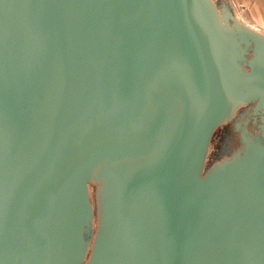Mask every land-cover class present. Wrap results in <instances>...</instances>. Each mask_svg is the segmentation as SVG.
I'll return each mask as SVG.
<instances>
[{"label":"water","instance_id":"1","mask_svg":"<svg viewBox=\"0 0 264 264\" xmlns=\"http://www.w3.org/2000/svg\"><path fill=\"white\" fill-rule=\"evenodd\" d=\"M0 264H264V35L212 0H0Z\"/></svg>","mask_w":264,"mask_h":264},{"label":"crops","instance_id":"2","mask_svg":"<svg viewBox=\"0 0 264 264\" xmlns=\"http://www.w3.org/2000/svg\"><path fill=\"white\" fill-rule=\"evenodd\" d=\"M234 17L264 35V0H223Z\"/></svg>","mask_w":264,"mask_h":264},{"label":"rangeland","instance_id":"3","mask_svg":"<svg viewBox=\"0 0 264 264\" xmlns=\"http://www.w3.org/2000/svg\"><path fill=\"white\" fill-rule=\"evenodd\" d=\"M216 6L218 5H222L223 0H212ZM227 125V124H226ZM230 126V125H229ZM229 126H222L220 128H218L214 135L212 136L211 142H210V146L208 149V155L206 158V166H210L212 165V163L210 162L211 156L212 154H214V152L216 151L215 149L217 147H219L220 150V159L224 158L226 152L230 153L235 147V145H237L235 143V141L232 140V137H229L228 135H226V129L229 128ZM236 149V148H235ZM94 193H95V187L90 185L89 186V196H90V205L91 207H93V209L96 208L95 206V198H94ZM92 231L94 232L95 226H96V218H93L92 221Z\"/></svg>","mask_w":264,"mask_h":264},{"label":"flooded vegetation","instance_id":"4","mask_svg":"<svg viewBox=\"0 0 264 264\" xmlns=\"http://www.w3.org/2000/svg\"><path fill=\"white\" fill-rule=\"evenodd\" d=\"M223 126H229V125H223ZM221 127H222V126H221ZM219 128H220V127H219ZM225 134L228 135L229 137H232V140L235 141V143L237 144V142H236V136H235V134L231 131V126H229V128L226 129V133H225ZM213 135H214V134H213ZM236 146H237V145H235V147L232 148L233 150H232L230 153H227V152H226L224 158H222V159L219 158V157H220V150H219V147H217V148L215 149L216 151L214 152V154H212L211 159H210V162L212 163V165H210V166H206V165H205V169L207 170V169H209L210 167H212L213 165L219 163L220 161H222V160H224V159H228V158L231 156L232 152L235 150ZM207 155H208V154H207Z\"/></svg>","mask_w":264,"mask_h":264}]
</instances>
